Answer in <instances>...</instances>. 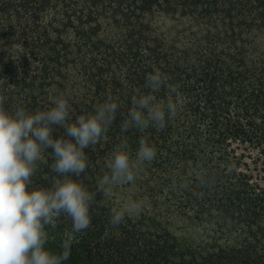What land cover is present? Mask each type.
Masks as SVG:
<instances>
[{
	"label": "trees",
	"instance_id": "trees-1",
	"mask_svg": "<svg viewBox=\"0 0 264 264\" xmlns=\"http://www.w3.org/2000/svg\"><path fill=\"white\" fill-rule=\"evenodd\" d=\"M156 69L184 97L176 117L122 132ZM59 95L73 122L109 97L119 105L85 150L90 191L123 142L133 157L141 139L157 150L134 183L97 193L65 264H264V0H0L3 108L47 110ZM52 163L45 153L32 187H51ZM127 199L143 211L113 227L111 208ZM176 220L190 237L171 231ZM70 230L62 215L48 249L59 253Z\"/></svg>",
	"mask_w": 264,
	"mask_h": 264
},
{
	"label": "clouds",
	"instance_id": "clouds-1",
	"mask_svg": "<svg viewBox=\"0 0 264 264\" xmlns=\"http://www.w3.org/2000/svg\"><path fill=\"white\" fill-rule=\"evenodd\" d=\"M144 86L146 93L132 97V107L121 123L122 132L164 128L184 102L182 93L158 69L146 75ZM162 88L168 90L166 101H159L155 95ZM3 104L0 99V264H65L77 234L92 224L91 209L97 193L134 183L139 165L154 161L157 150L141 139L133 157L123 142L107 159L108 171L98 179L93 192L79 178L89 166L85 150L97 145L116 119L119 105L112 97L92 112L77 116L74 122L63 95L55 97L47 110L35 112L23 107L6 111ZM56 127L64 129L66 136L54 137ZM45 153L54 158L51 168L57 178L51 187H32V177ZM198 179L204 184L209 177L202 173ZM143 208V201L127 199L111 208L109 222L119 226ZM62 215L71 220V230L64 233L57 253L46 245L49 229Z\"/></svg>",
	"mask_w": 264,
	"mask_h": 264
},
{
	"label": "rangeland",
	"instance_id": "rangeland-1",
	"mask_svg": "<svg viewBox=\"0 0 264 264\" xmlns=\"http://www.w3.org/2000/svg\"><path fill=\"white\" fill-rule=\"evenodd\" d=\"M171 231L179 237L191 236V232L186 227V223L183 220H176L171 226Z\"/></svg>",
	"mask_w": 264,
	"mask_h": 264
}]
</instances>
